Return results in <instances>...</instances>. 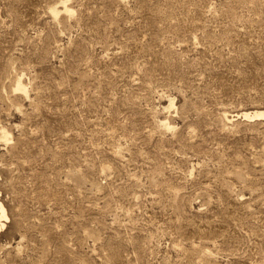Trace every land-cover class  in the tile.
I'll use <instances>...</instances> for the list:
<instances>
[{"label":"rangeland","instance_id":"1","mask_svg":"<svg viewBox=\"0 0 264 264\" xmlns=\"http://www.w3.org/2000/svg\"><path fill=\"white\" fill-rule=\"evenodd\" d=\"M259 110L264 0H0V264H264Z\"/></svg>","mask_w":264,"mask_h":264},{"label":"bare ground","instance_id":"2","mask_svg":"<svg viewBox=\"0 0 264 264\" xmlns=\"http://www.w3.org/2000/svg\"><path fill=\"white\" fill-rule=\"evenodd\" d=\"M54 14L56 15V13L54 12ZM20 86V85H19ZM21 92L24 91V89L22 87H20L19 89ZM26 92V91H25ZM250 116H253V117H257V118H261V119H264V110H259V111H255L254 113H252L251 115H246V117H250ZM252 117V118H253ZM226 120L229 121V118L226 117L225 118ZM165 125H168V124H165ZM3 134V133H2ZM7 219V214H6V210L3 206V204L0 202V229L3 227L2 225V221Z\"/></svg>","mask_w":264,"mask_h":264}]
</instances>
